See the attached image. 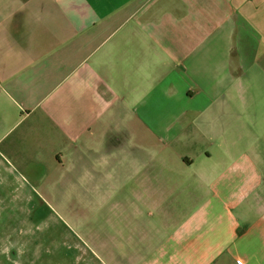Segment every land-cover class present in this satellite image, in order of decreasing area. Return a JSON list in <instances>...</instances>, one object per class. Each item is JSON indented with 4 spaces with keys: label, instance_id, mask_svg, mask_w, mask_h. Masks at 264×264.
<instances>
[{
    "label": "crops",
    "instance_id": "0c3cea01",
    "mask_svg": "<svg viewBox=\"0 0 264 264\" xmlns=\"http://www.w3.org/2000/svg\"><path fill=\"white\" fill-rule=\"evenodd\" d=\"M210 39L222 41V65L227 69L219 81L244 80L240 78L248 73L244 47L253 56L251 64L264 56V0H0V185H18L8 197L19 193V200L34 196L41 200L44 192L36 185L49 183V172L36 158L38 154L49 158L53 145L56 182L65 181L78 190L79 184L89 181L85 169L92 150L88 138L92 121L103 118L99 113L111 114L112 104L154 97L152 88L133 87L160 77L154 68L159 71L160 58L166 62L161 42L177 40L183 45L191 40L192 67L199 71L200 57H210L212 51L210 44L200 50L192 45ZM164 71L162 87L172 79ZM175 89L177 95L186 93L180 82ZM105 139L94 158L103 168L92 192L98 203L90 208L99 213V226L110 228V237L100 235L97 245L80 238L66 241V256H59L63 251L52 255L57 256L54 264H212L239 246L246 230L236 232L239 226L224 216L230 213L235 185L242 192L240 199L254 189L247 172L238 178L220 174L211 181L208 204L175 225L173 209L153 207L147 195H140L146 197L131 210L129 223L120 225V209L106 206L113 196L125 198L136 190V179L144 176L140 170L147 176L161 175L156 171L160 160L130 147L129 129L111 130ZM128 154L132 157L128 171L120 169L112 179V168L119 166L115 157ZM108 181L118 189L106 191L103 182ZM165 184L169 191V181ZM21 186L35 195L24 198ZM0 194L6 200V190ZM259 212L251 227L261 223L263 229L264 209ZM240 218L244 221L243 213Z\"/></svg>",
    "mask_w": 264,
    "mask_h": 264
},
{
    "label": "rangeland",
    "instance_id": "374dc122",
    "mask_svg": "<svg viewBox=\"0 0 264 264\" xmlns=\"http://www.w3.org/2000/svg\"><path fill=\"white\" fill-rule=\"evenodd\" d=\"M221 42V39H210L193 43L192 47L197 49L199 46L198 50L210 44L212 51L210 57H200L202 69L200 67L199 71L192 67L191 40L183 45L177 40L161 42L168 54L162 55L166 60L164 64L160 58L159 71L154 68V74L160 77L154 83L133 87V91L152 88L154 97L149 101L131 103L127 100L112 104L111 114L99 113L103 118L92 121L94 124L88 135L92 150L88 153L90 163L85 169L89 181L79 184L78 190H73L65 181L56 182L54 145L50 148L49 158L44 154H38L36 158L49 172V183L36 185L44 192L40 193L41 200L37 202L33 190L24 186H21L24 198L34 197L26 202L19 200V193H11L10 198L9 192L18 191V185H0V191L6 190V200L0 194V264H54L57 256L52 255L63 251L59 256H66L67 249L63 247L66 241L80 238L97 245L100 235L110 237V228L100 227L99 213L90 208L92 203H98L92 192L99 186L97 174L103 171L94 158L104 147L107 132L126 129L132 132L130 147H139L149 152L150 157L160 160L156 171L161 175L147 176L140 170L139 174L144 176L136 179L134 194L128 191V197L113 196L106 209H120L117 217L120 225L129 223L131 210L140 207L137 202L146 197L140 195H147L153 207L173 209L171 224L175 225L177 220L188 218L205 202L208 204L212 194L211 181L220 174L238 178L247 172L252 176L254 189L240 199L242 192L235 185L228 207L230 213L224 216L233 221L235 227L239 226L236 232L245 229V236L234 251L228 254L226 250L212 264H264V227L262 229L261 223L251 227L259 211L264 209V56L258 58L257 64H251L253 56L245 46L243 57L248 73L240 74L244 80L235 79L223 84L219 76L223 78L227 67L222 65ZM178 52L180 55L176 58ZM163 71L171 73L172 79L162 87ZM178 82L186 90L185 95H177ZM63 139L60 133V149ZM115 160L119 166L112 168V179L120 169L128 171L132 157L130 154L118 155ZM165 181L173 186L169 191L165 189ZM103 183L106 191L118 189L114 181ZM241 204L242 209L239 208ZM36 206L39 213H36ZM242 213L244 221L240 218ZM222 222L225 224L223 219ZM168 234L173 238V233ZM211 239L215 242V235ZM60 243H63L61 247ZM246 253H249L247 257Z\"/></svg>",
    "mask_w": 264,
    "mask_h": 264
},
{
    "label": "flooded vegetation",
    "instance_id": "af4514ba",
    "mask_svg": "<svg viewBox=\"0 0 264 264\" xmlns=\"http://www.w3.org/2000/svg\"><path fill=\"white\" fill-rule=\"evenodd\" d=\"M123 147V146H122ZM136 155H137V153H136ZM139 157V154L136 156V158H138Z\"/></svg>",
    "mask_w": 264,
    "mask_h": 264
}]
</instances>
